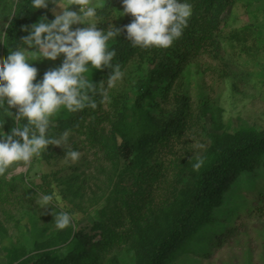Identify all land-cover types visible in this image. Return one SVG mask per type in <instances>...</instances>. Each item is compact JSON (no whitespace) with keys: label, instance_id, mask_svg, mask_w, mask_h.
Returning <instances> with one entry per match:
<instances>
[{"label":"rangeland","instance_id":"1","mask_svg":"<svg viewBox=\"0 0 264 264\" xmlns=\"http://www.w3.org/2000/svg\"><path fill=\"white\" fill-rule=\"evenodd\" d=\"M12 1L7 0L8 6ZM53 10L59 11L55 5L49 19ZM119 11L98 9L97 27L101 20L120 23L124 15L115 17ZM212 30L168 91L157 92L166 83L154 82L152 94L138 103V80L152 67V60L134 58L121 69L123 76L115 87L103 86V93L93 94L101 96L96 97V123L89 124L98 144L70 132L76 143L71 150L81 154L77 161L65 155L69 143L59 150L54 145L46 156L15 164L0 176V181L6 180L2 186L13 194L0 201V264H18L49 250L60 259L54 261L57 264H80L75 259L83 252L88 264H145L150 242L190 198L202 165L237 132L264 131V0H235ZM62 60L61 54L55 60L29 63L38 69L39 80ZM181 98L183 117L170 129L167 124ZM65 114L61 109L50 125ZM11 126L13 121L3 128L7 132ZM132 130L142 137L141 155L130 174L122 170L126 162L120 147ZM17 194L33 199L25 202ZM41 194H52L54 204L75 217L73 223L57 229L50 214L54 206L41 209L37 204ZM210 196L203 225L177 240L163 264H264V148L240 159L224 187ZM121 203L128 205L129 214L119 217L117 236L94 233L91 225L100 221V207L117 210ZM233 227H237L233 236L220 235ZM80 232L98 238V244L78 241L75 235ZM223 238L227 243H219Z\"/></svg>","mask_w":264,"mask_h":264},{"label":"clouds","instance_id":"2","mask_svg":"<svg viewBox=\"0 0 264 264\" xmlns=\"http://www.w3.org/2000/svg\"><path fill=\"white\" fill-rule=\"evenodd\" d=\"M107 0H30L32 9H46L50 4L53 18L43 14L23 28L22 36L8 55L0 60V176L18 163L29 164L49 145H62L69 132L60 139L49 135L52 118L61 110L76 112L85 107H96L92 95L103 93V83H94L85 75L92 69H111L108 87H115L123 73L113 65L115 49H109V41L120 35L121 29L111 25L108 30L98 28L97 10ZM123 11L117 16L131 14L133 19L124 25L127 40L133 46L143 48H168L181 37L192 14L188 0H121ZM71 5H77L73 10ZM82 24L83 27L73 25ZM10 25L0 27V44L7 36L4 31ZM26 45L27 47H23ZM34 49V50H30ZM63 55L62 63L43 73L36 80L38 69L29 62L48 58L55 60ZM35 81V82H34ZM100 85L98 88L97 85ZM7 105V106H6ZM11 109H15V113ZM11 118L13 126L6 132L5 118ZM26 120V123H21ZM66 157L75 162L80 158L77 150L67 151ZM200 162L194 164L199 168ZM41 209H49L57 229H65L75 217L54 204L52 194H41L37 200ZM59 208V211L54 209Z\"/></svg>","mask_w":264,"mask_h":264},{"label":"trees","instance_id":"3","mask_svg":"<svg viewBox=\"0 0 264 264\" xmlns=\"http://www.w3.org/2000/svg\"><path fill=\"white\" fill-rule=\"evenodd\" d=\"M188 2L192 4V14L188 18L187 26L183 29L181 37L176 39L168 48L155 46L143 48L140 46H133L131 41L127 40L124 31V25L130 23L133 19L131 14H124L123 20L118 24L114 23L113 25V23L104 20H101L98 24L99 28L105 30H108L111 25L121 29L120 35L113 37L108 43L109 49H115L116 51V55L112 61L113 65L118 64L120 69H123V67L134 58H139L141 60L148 58L150 61L152 60V67H150L138 80V92L135 98L138 103H143L144 100L152 94L151 89L154 82L164 81L166 83L165 87L158 88L156 90L157 92L161 93L160 90L163 89V91H165V88L168 91L169 86L182 76L188 58L202 47V44L207 38L210 39L213 31L212 28L216 21L235 0H188ZM54 6L55 5L50 4L46 9H32L30 0H13L10 6H8L7 0H0V27H3L4 24L10 25L4 30L8 37L4 39L3 44H0V60L7 57L8 48H14L18 40L22 36L27 35V32L24 31L23 28L37 21L43 14L49 17L51 9ZM108 8H117L123 11L121 0H107L102 9ZM151 55L154 57L151 58ZM110 72L111 69L109 68L97 70L89 67V71L85 75L94 83L102 81L103 86L106 87L108 85ZM179 84H181V82ZM97 87L99 88V84ZM96 97L100 98L101 96L96 95ZM96 97L92 95V99L95 103L97 102ZM182 99L183 98L179 100L174 111V116L167 124L170 129H174L183 117L184 103L181 102ZM98 107V104H96L95 108L85 107L75 113L65 110L66 114L58 117L55 125H49L48 134L58 139L61 137L59 136L60 132L68 131L70 133L76 131L82 135L84 134L89 143L93 142V145H97L98 142L94 135L95 132H93L94 128L93 126L89 128V124L96 123ZM88 117L90 118L88 119ZM10 123H12V119L6 117L4 125H10ZM23 123H26V120ZM141 137L142 134L135 130L127 133L120 147L121 154L126 162L122 170L129 172L131 169L135 168L138 161V154H140L141 151L139 146ZM68 143L71 145V148L65 147L64 152L75 147L76 143L74 139L69 136L66 144L62 143L57 149L59 150ZM53 146L54 145H49L39 156H46L49 151H52L51 148ZM261 148H264V131L241 130L237 132L234 138L223 148L217 150L213 157L202 165L192 188L191 196L186 199L183 206L179 209L175 219L150 242L149 254L147 255L145 264H163L168 251L177 240L183 239L190 233L197 231L204 222V208H208L212 201L210 195L214 193L215 189L221 190V188L224 187L226 181L229 179V174L232 172V167H234L240 159ZM131 172H133V170ZM131 172L129 173L131 174ZM10 181L13 183V180ZM3 183H6V180L0 181V201L13 196V194L9 193L8 188L2 186L4 185ZM64 184L66 185L67 183L65 182ZM15 197L25 202L33 199L29 194H17ZM216 201L217 200L213 201V203H216ZM120 205V209L117 210L114 209L117 206L113 207V209L109 205L108 207L107 205L100 207L101 219L91 225V229H93L94 233L99 231V235H105L107 232H111L117 236L115 232L116 228L122 224V222L119 221V217L129 214L127 210L128 205L124 203ZM121 212H123L124 215L121 214ZM236 229L237 227L228 228L220 235H228V237H231L235 234ZM75 237L78 241L90 240L94 241L95 244H98L99 240L98 238L94 240L95 237L88 234V232L77 233ZM225 240V243H227V239L225 238L220 239L219 243ZM80 247H83L82 243ZM86 255L87 252H83V254L77 256L75 260L80 264H88ZM56 259L60 260L56 253L49 250L42 251L34 256H28L18 264H57L54 262Z\"/></svg>","mask_w":264,"mask_h":264}]
</instances>
